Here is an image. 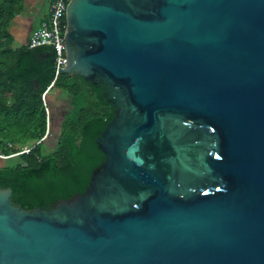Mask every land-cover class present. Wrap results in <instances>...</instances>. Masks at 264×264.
I'll list each match as a JSON object with an SVG mask.
<instances>
[{
    "label": "water",
    "instance_id": "obj_1",
    "mask_svg": "<svg viewBox=\"0 0 264 264\" xmlns=\"http://www.w3.org/2000/svg\"><path fill=\"white\" fill-rule=\"evenodd\" d=\"M65 23L55 69L114 108L105 159L48 210L0 188V264H264V0H70Z\"/></svg>",
    "mask_w": 264,
    "mask_h": 264
},
{
    "label": "trees",
    "instance_id": "obj_2",
    "mask_svg": "<svg viewBox=\"0 0 264 264\" xmlns=\"http://www.w3.org/2000/svg\"><path fill=\"white\" fill-rule=\"evenodd\" d=\"M23 2L0 0V152L30 150L0 166V188H10V202L21 209L48 210L87 189L105 159L97 139L114 118V108L105 87L62 72L55 76L51 46L13 48L8 26L22 13ZM52 81L50 91L64 96L58 123H52V111L46 121L50 91L42 99Z\"/></svg>",
    "mask_w": 264,
    "mask_h": 264
},
{
    "label": "built area",
    "instance_id": "obj_3",
    "mask_svg": "<svg viewBox=\"0 0 264 264\" xmlns=\"http://www.w3.org/2000/svg\"><path fill=\"white\" fill-rule=\"evenodd\" d=\"M69 2L70 0H51L46 19L41 22L40 27L32 33L28 41V46L30 48L51 46L54 50L55 55V68L58 69H63L67 64V54L63 42V37L66 30L65 9ZM59 73L61 72L55 69V76H57ZM53 82L54 81L51 82V84L46 88L44 94L42 95V99L44 102L45 96L53 87ZM46 115V121L48 123V109H46ZM29 150V148L24 147L21 151L10 155H4L0 152V160L4 161L12 159L20 154L27 153Z\"/></svg>",
    "mask_w": 264,
    "mask_h": 264
},
{
    "label": "rangeland",
    "instance_id": "obj_4",
    "mask_svg": "<svg viewBox=\"0 0 264 264\" xmlns=\"http://www.w3.org/2000/svg\"><path fill=\"white\" fill-rule=\"evenodd\" d=\"M50 1L49 0H24V9L22 13L14 18L8 26V32L13 37V48H19L21 41L28 35L30 29L34 26H39L41 21L46 17ZM21 23L23 26L18 28V24ZM15 24L17 29H15ZM63 94L55 91H50L48 94L49 112L52 111V123H58L61 118V112L63 110ZM52 137V133L49 134ZM48 136V137H49ZM50 140L46 146L50 145ZM16 158L9 160H0V166L9 165L16 161Z\"/></svg>",
    "mask_w": 264,
    "mask_h": 264
},
{
    "label": "crops",
    "instance_id": "obj_5",
    "mask_svg": "<svg viewBox=\"0 0 264 264\" xmlns=\"http://www.w3.org/2000/svg\"><path fill=\"white\" fill-rule=\"evenodd\" d=\"M50 1V0H49ZM47 14H48V12H47ZM46 17H47V15H46ZM46 17L43 19V20H45L46 19ZM42 20V21H43ZM41 21V22H42ZM18 24V23H17ZM41 24V23H40ZM39 24V25H40ZM21 26H23L21 23H19L18 24V28H20ZM39 28V26H34V27H32L31 29H30V31H29V33H28V35L23 39V41H21V46L22 45H26V44H28V41H29V39H30V36L32 35V33L34 32V31H36L37 29ZM15 29H17V25L15 24ZM13 38V37H12ZM13 42H14V39H13Z\"/></svg>",
    "mask_w": 264,
    "mask_h": 264
},
{
    "label": "flooded vegetation",
    "instance_id": "obj_6",
    "mask_svg": "<svg viewBox=\"0 0 264 264\" xmlns=\"http://www.w3.org/2000/svg\"><path fill=\"white\" fill-rule=\"evenodd\" d=\"M51 1V0H50ZM18 157V156H17ZM15 158V157H14ZM13 159V158H12Z\"/></svg>",
    "mask_w": 264,
    "mask_h": 264
}]
</instances>
